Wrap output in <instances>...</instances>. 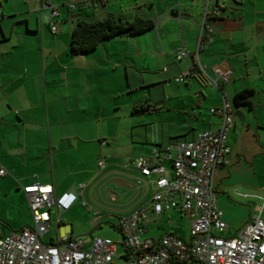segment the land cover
Instances as JSON below:
<instances>
[{"label": "crops", "instance_id": "1", "mask_svg": "<svg viewBox=\"0 0 264 264\" xmlns=\"http://www.w3.org/2000/svg\"><path fill=\"white\" fill-rule=\"evenodd\" d=\"M0 1V169L8 172L0 176L1 236L33 226L24 187L35 183L53 185L57 197L71 191L80 196L61 214L60 223L53 215L44 240L54 226L56 236L47 243H58L67 234L74 238L73 226L64 223L62 215L72 213L88 189L93 204L84 206L95 221L97 213L98 218L110 219L119 211L124 218L148 204L153 188L147 192L138 184L144 177L135 161L151 157L156 148L194 140L203 131H217L222 118L211 109L221 107L223 95L235 114L228 137L231 153L214 174L218 206L229 225L225 235L235 236L245 227L247 219L236 215L259 213L264 204V0L209 2L210 12L216 7L223 12L205 21L213 37L212 42L205 40L199 60L214 79V67L231 72L230 81L219 88L197 71L187 84L175 81L192 72L196 64L193 56L179 61L177 53L182 46L196 52L208 0H183L180 9L178 0L107 4L89 0L75 8L70 4L78 0ZM46 2L60 13L56 35L50 29L54 19L44 7ZM173 10L180 16L173 17ZM110 15L130 21L138 16L150 18L155 27L138 36L106 41L90 54L72 55L77 21ZM247 90L253 91V107H236L234 98ZM140 105L148 112L134 114ZM128 117L133 119L132 130L125 136L121 126ZM137 127H146V136L141 131L136 138ZM166 166L171 168L169 163ZM110 184L127 199L119 210L101 207L94 199L98 187ZM81 185L85 186L83 195ZM113 195L110 201L115 203L118 196ZM246 204L249 211L244 209ZM261 219L264 222V212ZM152 224L147 227L148 238H152L148 235Z\"/></svg>", "mask_w": 264, "mask_h": 264}, {"label": "built area", "instance_id": "2", "mask_svg": "<svg viewBox=\"0 0 264 264\" xmlns=\"http://www.w3.org/2000/svg\"><path fill=\"white\" fill-rule=\"evenodd\" d=\"M114 1L118 0H100V3ZM182 1L178 0V9ZM210 1L207 2L196 52L191 53L184 46L178 50L179 61L190 56L196 60L192 72L176 77L175 81L179 84H187L195 71L218 88L231 79L230 71L218 67L213 68L217 79L212 78L199 60L200 52L206 47L205 40L212 42L213 37V30L206 26L205 21L219 18L223 12L219 7L210 12ZM87 3L89 0H78L70 7ZM44 7L50 10L54 19L50 29L56 35L60 30L59 10L51 2H46ZM2 15L0 1V17ZM211 113L222 118L217 131H203L194 140L172 143L165 149L156 148L151 157H141L135 161V166L144 177L138 180V184L145 187L147 192L153 188V195L148 204L121 218L118 224L128 253L122 259L129 264H264V222L261 219L264 204L258 209L259 213L252 216L250 223L235 236L225 235L229 225L218 206L214 174L218 167L226 163L231 153L228 137L235 125L233 104L223 95L221 107L211 109ZM167 163L171 168L166 166ZM100 167L104 168V162H100ZM7 174L6 169H0V176ZM84 189V185L79 187L81 195ZM24 192L34 224L18 233L0 235V264H114L118 244L108 238H95L88 245L85 238L74 239L67 234L58 243L45 242L44 237L51 231L53 215L60 223L61 214L78 202L80 196L77 192H66L57 197L53 185L41 183L24 187ZM243 196L251 197L247 194ZM115 200L113 197L112 201ZM84 205L88 206V203ZM173 211L192 219V240L185 241L172 233L159 239L148 238V225ZM98 215L96 223L99 221Z\"/></svg>", "mask_w": 264, "mask_h": 264}, {"label": "rangeland", "instance_id": "3", "mask_svg": "<svg viewBox=\"0 0 264 264\" xmlns=\"http://www.w3.org/2000/svg\"><path fill=\"white\" fill-rule=\"evenodd\" d=\"M184 85V84H183ZM217 90V89H216ZM192 103L195 102L192 101ZM208 104V102H206ZM207 108H210L209 105H207ZM139 117H134L133 119H138ZM130 117H128L126 120H124L123 125L121 126V130L123 134L126 136L132 129H131V123L133 121ZM143 131V137L146 136L147 131L146 127L143 128H136L135 129V137L138 138V133ZM150 132V130H149ZM141 134V133H139ZM130 136L128 135L127 139L130 140ZM138 140V139H136ZM132 171V169L130 170ZM132 173H136L132 171ZM137 174V173H136ZM100 189V187H98ZM95 190V200L102 204L101 207L107 208V209H113L114 211L117 209L119 210L121 203L125 202L127 199L123 193V191L119 188H115L113 185H107L99 189ZM86 198L81 202L77 208H74L72 213L70 214H63L62 220L64 223H69L73 226L74 238H80L84 237L87 240V243L91 244L93 239L95 238H108L114 241L116 244H118V252H117V258L114 260V264H129L127 261H125L122 258H125L128 253L126 248L124 247V237L123 234L118 230V224L120 222V219L123 217V215L120 214L119 211L117 213H113V218L110 219H104L101 217L99 218V221L95 223V217L92 213H87L86 207L84 206V202L88 204H93L92 200L90 199L89 193L90 190H86ZM113 194H117L118 199L117 202L112 203L110 201L112 196H115ZM244 209H248L249 206L246 204L244 206ZM119 208V209H118ZM112 210V211H113ZM102 211V210H101ZM104 212V211H102ZM237 219L243 220L247 219V223L245 227L250 223V217L252 215H236ZM99 217V216H98ZM92 219L95 221L94 225L92 224ZM228 223V222H227ZM244 227V228H245ZM150 233L148 234L149 237L157 238L159 239L163 234L172 233L178 238H181L185 241H191L192 235V219H190L187 215H171L168 217V215H163V218L158 222H153L152 226L149 228ZM56 236V228L55 226L52 229V235L46 237V241L48 242L51 237ZM89 248V247H88Z\"/></svg>", "mask_w": 264, "mask_h": 264}, {"label": "trees", "instance_id": "4", "mask_svg": "<svg viewBox=\"0 0 264 264\" xmlns=\"http://www.w3.org/2000/svg\"><path fill=\"white\" fill-rule=\"evenodd\" d=\"M155 27V20L138 16L133 20H126L114 15L99 20L79 19L72 33L70 52L72 55L90 54L106 42L122 36H138ZM253 91H244L234 98V105L253 107L251 97ZM145 105L134 109V114L148 112ZM119 230V229H118Z\"/></svg>", "mask_w": 264, "mask_h": 264}, {"label": "water", "instance_id": "5", "mask_svg": "<svg viewBox=\"0 0 264 264\" xmlns=\"http://www.w3.org/2000/svg\"><path fill=\"white\" fill-rule=\"evenodd\" d=\"M171 14L173 17H179L180 16L179 12L176 10H173Z\"/></svg>", "mask_w": 264, "mask_h": 264}]
</instances>
